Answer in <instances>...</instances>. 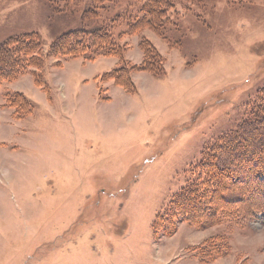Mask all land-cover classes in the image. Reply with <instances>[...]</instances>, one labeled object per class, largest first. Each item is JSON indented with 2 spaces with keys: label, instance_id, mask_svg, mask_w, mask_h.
Instances as JSON below:
<instances>
[{
  "label": "rangeland",
  "instance_id": "1",
  "mask_svg": "<svg viewBox=\"0 0 264 264\" xmlns=\"http://www.w3.org/2000/svg\"><path fill=\"white\" fill-rule=\"evenodd\" d=\"M92 1L0 0V45L37 33L44 56L43 86L29 83L31 110L10 114L17 120L0 148V264H264V212L161 225L209 147L264 90V0H183L165 29L123 34L121 12L138 0ZM92 5L102 7L95 17ZM119 13L117 56L49 49L69 30L112 27ZM147 49L159 54L155 72L131 71L127 89L101 77L121 59L139 64ZM245 170L199 195L247 212L258 198Z\"/></svg>",
  "mask_w": 264,
  "mask_h": 264
},
{
  "label": "trees",
  "instance_id": "2",
  "mask_svg": "<svg viewBox=\"0 0 264 264\" xmlns=\"http://www.w3.org/2000/svg\"><path fill=\"white\" fill-rule=\"evenodd\" d=\"M102 1L109 0H93L92 3L97 4L102 3ZM110 2L113 1L110 0ZM178 2L185 6L183 0H138L139 4L136 9L129 8L128 4L121 12L126 30L120 33L137 32L145 27H150L153 30L165 29L172 24L170 16L173 11L171 10ZM98 6H91L90 16L95 17L98 14V9L102 10V7ZM187 9L189 8L187 7ZM119 17L120 13L109 19L112 27L105 24L87 31L69 30L66 35L63 34L61 38L50 44L49 49L52 50V54L56 53L63 57L81 56L83 59H90L98 53L117 56L119 44L115 39L118 38L119 34L114 33L113 24ZM83 36H87V38L83 39L85 38ZM141 41H143V38ZM42 44L41 37L37 33H31L21 41L17 39L12 44H1L0 85L17 79L26 71H31L35 83L43 86L42 75L38 71V67L44 61V56L39 53ZM147 48H152L151 43L148 44ZM148 49L146 51L150 53L144 51L143 59L139 64L128 65L125 61L122 62L121 59V63L116 68L107 71L101 77L112 75L119 86L127 89L128 85L133 83L130 79L131 71L138 69L156 71L154 68L155 58L150 56L156 55L157 58L159 54L151 53ZM31 67L34 69H29ZM5 103L13 108L14 114H18L21 110L29 112L32 107L31 101L20 92H8L5 95ZM237 126L233 132L221 137L209 147L207 153L197 164L199 172L195 181L193 180L185 185L173 196L172 206L166 212V214L168 213L167 218L164 217L165 221L161 224L165 229L171 230L170 225H172L173 219L180 216L195 225H205L210 221L216 223L223 220L237 221L244 218V216L247 217L248 213L253 215L258 211L264 212V90L256 96V101L249 114ZM241 147L242 149L239 150ZM245 169L250 172L249 184H253L251 190L257 196L252 198L260 199V201L253 200L251 203L253 205L247 212L238 209L235 212L224 206L216 207L212 203L208 205L204 196L199 195V191L210 193L212 190L217 192L232 180L229 179V176L232 178L236 174L239 176V171H246ZM221 195L228 198L225 194ZM188 210L191 214L187 212Z\"/></svg>",
  "mask_w": 264,
  "mask_h": 264
},
{
  "label": "crops",
  "instance_id": "3",
  "mask_svg": "<svg viewBox=\"0 0 264 264\" xmlns=\"http://www.w3.org/2000/svg\"><path fill=\"white\" fill-rule=\"evenodd\" d=\"M23 75L24 74H22L17 79H15L11 83H9V87H5L6 92L3 94L2 97H0V110H5L3 107V104L5 105V99L4 98L8 92H20V93H23L25 95L27 92V90H25V89H30V84L31 85L35 84L33 75H32V78H33L32 80H28L29 76H23ZM22 78H25V79H22ZM5 106H7V105H5ZM6 109H7L8 113H6L5 115H3L2 111H0V113H1V116H0V126H1V128H0V148H2V146L7 145L5 143H8L6 141L8 138V133L10 130H13V122H15V120H17V118H14L15 120L10 118V116L11 115L13 116V114H14L13 108L8 106V107H6Z\"/></svg>",
  "mask_w": 264,
  "mask_h": 264
}]
</instances>
